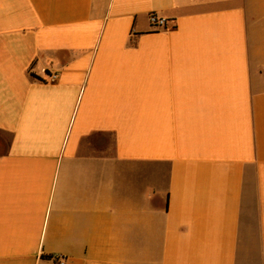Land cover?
Segmentation results:
<instances>
[{"label":"crops","instance_id":"1","mask_svg":"<svg viewBox=\"0 0 264 264\" xmlns=\"http://www.w3.org/2000/svg\"><path fill=\"white\" fill-rule=\"evenodd\" d=\"M1 135L0 264H264V0H0Z\"/></svg>","mask_w":264,"mask_h":264},{"label":"built area","instance_id":"2","mask_svg":"<svg viewBox=\"0 0 264 264\" xmlns=\"http://www.w3.org/2000/svg\"><path fill=\"white\" fill-rule=\"evenodd\" d=\"M149 23L154 29L162 28L166 25V20L164 18L158 17L155 14H149ZM47 80L49 82H55L58 78V74L55 72L46 73ZM53 258L57 261L56 264H64L65 258L63 256H53Z\"/></svg>","mask_w":264,"mask_h":264},{"label":"rangeland","instance_id":"3","mask_svg":"<svg viewBox=\"0 0 264 264\" xmlns=\"http://www.w3.org/2000/svg\"><path fill=\"white\" fill-rule=\"evenodd\" d=\"M7 140V135H1V140L0 141H6ZM1 147L0 149H2Z\"/></svg>","mask_w":264,"mask_h":264}]
</instances>
